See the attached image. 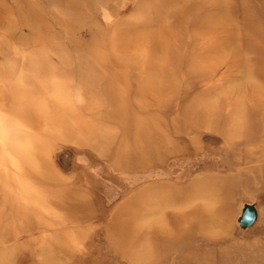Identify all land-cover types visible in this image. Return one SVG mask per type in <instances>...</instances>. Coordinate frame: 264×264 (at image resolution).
Wrapping results in <instances>:
<instances>
[{
  "label": "rangeland",
  "instance_id": "obj_1",
  "mask_svg": "<svg viewBox=\"0 0 264 264\" xmlns=\"http://www.w3.org/2000/svg\"><path fill=\"white\" fill-rule=\"evenodd\" d=\"M157 1L0 0V264H264V0H226L233 44L194 84V15L170 14L185 38L138 103L148 71L108 36Z\"/></svg>",
  "mask_w": 264,
  "mask_h": 264
},
{
  "label": "bare ground",
  "instance_id": "obj_2",
  "mask_svg": "<svg viewBox=\"0 0 264 264\" xmlns=\"http://www.w3.org/2000/svg\"><path fill=\"white\" fill-rule=\"evenodd\" d=\"M204 2L205 0H201L200 3L202 6H200V4H197L195 1H192V0H158L157 2H152V4H150V2L148 3L145 2L141 4V5H144V8H142V10L140 8L142 19H140L134 25L131 24L121 29L116 28L117 30L115 31H117V34L110 33V35L108 36V40H109V44L111 45L110 47L113 50V54L115 55L114 58L116 59V62H118V60L122 62L124 60V57L126 58V51L127 53L128 51H130L131 56L128 59L135 60L133 61V63L136 65L142 64L139 61V59L143 60V65L141 66L145 67L148 71L146 80L150 82L151 86L148 89L152 92H149L148 89L139 90V92H136L137 96H135L136 98H134V100L138 102V98L140 99L141 94H144V93H146L147 96L151 94L152 97H155L156 95H158L157 91L159 89L158 86L160 85L159 69L161 68L163 69L162 71L163 74L169 73L172 70L171 67L167 68V64L165 65V68L162 66H159V64L162 63L163 60H166L167 48L172 47L175 43H177V41L178 42L183 41L185 38V34H186L185 29H181L180 27L178 29H174L173 26H171L167 22L168 16L172 14L173 12L174 13L177 12V16H175L176 20H179L177 23L182 22L184 18L194 15L195 22L191 26L192 36H190L189 38L192 43L195 42L194 43L195 52L197 55H200V57L202 56V54L203 55L205 54L204 56H210V54L213 53V51L217 52L219 50H224L226 46L233 44V43H229L230 41L228 40L232 41V39H234V36L230 34L227 35L224 28L222 31H217V28L219 27L222 28L226 26L228 23L226 19L227 17L221 13L226 8L227 1L226 0H210L209 4H206V5H205L206 2L205 3ZM89 6L90 8L93 9L92 10L93 14L96 12V10L99 7L97 4H94V3H92V5L90 4ZM209 7L210 9H212L213 11L212 13H209V11L206 12V9L208 10ZM200 8H201L200 14L193 12V11L199 12L198 9ZM54 11L57 12L56 9ZM23 23H24V26L26 25L27 27H32L33 25L31 24V21L26 22L24 20ZM170 37L172 38L171 40H170ZM71 38L73 39V37ZM121 45L123 48V53L121 50ZM180 48L178 49L179 51H181ZM173 54L176 55L178 53L173 52ZM196 54L194 58H196L195 60H196L197 67L194 70L195 77L192 78V80L190 81L191 84H194L195 82H197L196 80H198V78H201L202 76L201 74H204L205 71L209 72V69L212 70L217 65L216 61L210 62V61L203 60L202 59L204 58L203 56L198 59ZM143 57L145 60L143 59ZM131 60H129V62H131ZM173 65L175 66L176 62H174ZM235 89L237 90L238 88L235 87ZM217 93L213 92L211 93V95L204 94L203 97L202 96L197 97L195 101L193 102L194 111L186 112V115L189 117L191 115H194L196 111L197 112L201 111L203 114H211L210 112H212V110L214 109L213 103L216 97L219 95V94L217 95ZM241 94L242 93L239 92V95ZM242 100L243 99L238 98L235 100L236 102L234 101V103L232 104V111L227 116L229 118L228 120H230L228 125H232V124L239 125L240 123H242V120H243L242 107L244 106V105L242 106ZM204 125H206V123ZM142 134H144L142 127L137 126V134H136L137 137L141 136ZM233 134H236L235 131ZM239 134H237L236 136H238ZM231 139H233L232 136H231ZM15 147L17 148V145H15ZM21 150L22 149H20V151ZM15 152L17 151L15 150ZM22 153H25V152L22 151Z\"/></svg>",
  "mask_w": 264,
  "mask_h": 264
},
{
  "label": "water",
  "instance_id": "obj_3",
  "mask_svg": "<svg viewBox=\"0 0 264 264\" xmlns=\"http://www.w3.org/2000/svg\"><path fill=\"white\" fill-rule=\"evenodd\" d=\"M255 212L251 208H247L243 212V216L241 218L242 224H251L254 220Z\"/></svg>",
  "mask_w": 264,
  "mask_h": 264
}]
</instances>
